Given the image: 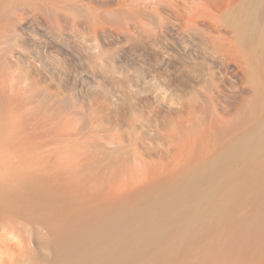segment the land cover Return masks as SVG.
<instances>
[{"label": "rangeland", "instance_id": "rangeland-1", "mask_svg": "<svg viewBox=\"0 0 264 264\" xmlns=\"http://www.w3.org/2000/svg\"><path fill=\"white\" fill-rule=\"evenodd\" d=\"M57 1L64 8L66 3L87 4L108 19L105 26L111 33L103 39L95 38L93 29L82 16H75L63 7H58L59 16L56 14L53 19L33 6L6 2V6L2 7H7L6 10L0 8L1 35L2 28L8 30L17 21L19 24L17 40L0 39V92L3 93V96L0 93V264H103L114 257V264H264V234L257 240L258 243L254 242V247H248L247 242L254 237L231 235L221 228L209 229L205 223L212 210L208 196L211 186L201 173L210 156L207 133L211 117L206 100L209 83L202 79L204 77L195 81L197 96L184 97L183 107L175 110L165 106L168 99L164 101L160 97V86L150 85L149 91L143 95L142 89L129 80L135 73L132 67L134 56L135 60L141 59V65L148 67L154 63L150 56L154 40H158L160 48L167 46L170 38L166 33L167 27L158 20H169L164 15L160 17L154 8L145 9L143 13L144 8L136 2L138 0ZM117 11H121L123 16L112 17ZM71 19V23H77V31L69 28ZM34 21L42 29H51V26H54L52 30L61 29L70 47L81 52L79 63L83 65V74L74 68H77L75 63L74 67L65 65L61 56H57V48L51 49L50 64H46L49 76L43 73L39 77L29 71L24 55L30 59L36 57L32 47L37 31ZM142 44L146 49L143 50ZM132 48L136 54L132 53L128 62L124 61L129 70L117 64L116 68L110 65L107 55L111 51L118 53ZM204 71L207 77L213 75L208 70ZM91 73L101 81L100 86L94 84ZM104 78L115 79L118 83L111 86L104 82ZM145 94L150 98L156 95L157 100L145 102L142 98L146 97ZM40 95H46L52 101L66 100L73 95L77 108H68L65 112L61 110L62 114L58 110H49V103L37 101ZM237 101L238 98L233 103ZM14 110H17L16 113ZM20 115L25 116L26 121ZM24 121L30 124H23ZM51 121L56 124L55 128L53 126L56 132L52 128L47 131L50 127L47 124ZM21 124L27 125L26 128L30 126L32 130L36 126L34 131L39 134L33 143L40 141H36L33 145L37 147H32L29 152L34 154L31 156L36 157L37 154V158H44L45 161L49 159L51 162L46 163L48 169L39 168L38 171L37 168L21 165V157H17V150L8 142L11 138L8 135L15 133L17 138L22 137ZM56 133L59 135L57 139L52 137L57 136ZM58 133L65 136L61 137ZM66 156L71 160L77 158L73 164H66L75 169L58 172L64 174L60 175L58 170H54L63 167L65 162L62 161L66 160ZM17 165L21 169H17ZM125 184L128 187H123ZM17 189L29 197H23ZM123 190L126 193L122 194ZM27 192L40 194L33 206L29 203L31 195ZM221 193L218 190L219 198ZM8 196L14 197V203ZM23 204L25 209L20 208ZM187 206L193 207L192 214L178 217L179 211ZM246 208L248 210H243L241 215L242 221L248 219L251 213V208ZM199 214H202L203 220L196 218ZM143 230L160 233L161 237L157 241H144L148 234L145 235Z\"/></svg>", "mask_w": 264, "mask_h": 264}, {"label": "bare ground", "instance_id": "bare-ground-1", "mask_svg": "<svg viewBox=\"0 0 264 264\" xmlns=\"http://www.w3.org/2000/svg\"><path fill=\"white\" fill-rule=\"evenodd\" d=\"M6 2L7 3L9 2V4L11 3L10 5L16 4L18 6L19 5L33 6L35 8L40 9L42 12L45 11L47 13L46 15H50L49 17L51 18L52 17L54 18L55 15L57 14L58 7H60L61 9L62 7L64 8V6L61 7L58 5L59 1L57 0H0V8L3 9V11L6 10L7 8V7L2 8L4 6V3ZM136 2L139 3L141 7L144 8L143 13L145 12V9L154 8L160 17L161 15H164L165 18L169 20L168 22H165L163 19L160 18V20H158V23L160 22L161 24L165 25V28L167 27L166 33L169 34L170 38L169 40H167L168 43H167V46L165 47H162V46L166 44V41L162 40L163 42H165V44L161 45L162 48H160V45L158 46V40L157 39H156L157 41L154 40V44H152V53L150 55L154 63L151 62L152 64H150V66L146 67V66L141 65L139 62L141 59L135 60L136 57L135 56L133 57V60L135 62L133 63L132 67H134L135 73H134V76L129 80L131 82L132 81L135 82L136 87H140V89H142L143 95L144 93H147L149 91L150 85L160 86L161 87L160 97H162V100L164 101H167L168 99V102H166L165 106L173 107L175 110H178L180 107H183L182 105H184L185 103H182V99L184 97L193 98V96L194 97L197 96V92L195 88V83H196L195 81H200L203 79L204 81L209 83V85L206 83L209 87V90L207 91L208 93L206 94V98H207L206 100L208 104L207 105L208 111L211 117L210 122H209L208 133H207L210 156L209 158H207L205 165L203 166V169L201 170V173H203V175L206 177L207 181L209 182L211 186V190L208 196L211 202L212 210L210 211V214L205 218V223L207 224L209 229H220L221 228L231 235L237 234L240 236H243V235L249 236L250 238L254 237L252 240L247 242L248 247L250 245L253 246L255 245L254 242L258 243L259 239L264 234V0H138ZM64 9L65 11L68 10V11H71L72 13H75L73 14L75 16L77 15L82 16V18L86 20V23H88L93 29L91 30L94 32L95 38L103 39L107 36H110L111 31L105 26L106 24L105 21H107L108 19L96 13L87 4H68L66 3ZM139 10L137 11L139 12ZM123 12L125 11L123 10ZM2 13H1V16H2ZM119 15L123 16L121 11L120 12L117 11L116 13H114L112 17L115 16L114 18H116V16L118 17ZM157 16L156 18L159 17ZM13 19H16V18L13 17ZM72 19L69 22V26H70L69 28L71 30L74 29L77 31L78 25L77 23H75V21L71 23V21H73ZM17 22H14L13 27L9 25L12 28L6 26L7 29L10 28L8 30L4 28V30L6 31H4L2 28L3 36L1 35V31H0V37H1L0 39L8 38L11 41L17 40L16 39L18 36L17 34L19 33V30H18L19 24H17ZM34 22L33 24L36 25L37 31L35 32L36 35L34 33V37L32 36L34 40L32 42L33 44L32 43L31 44L34 50L36 51V57L35 58L33 57L32 59H30L31 57L24 55V59L27 62L29 71L39 77L43 73H46L47 72L46 64L49 61V59H51V49L57 48L56 49L57 53L59 51V54L57 56H61V60L65 61V65L74 67V63H75L77 68L76 67L74 68L77 71L81 70L80 73H82L84 68L82 67L83 65L79 63L81 60L80 58L81 52H79L77 49H74V47H70L68 40L63 37V32L61 31V29L59 28L57 30H52L54 26H51L52 27L51 29H46V28L42 29L40 28V24H37L36 22L35 23ZM1 27H4V26H1ZM127 35H128V32H127ZM127 37L128 36L125 35V39ZM97 39H95L94 41H96ZM129 40H131V38ZM96 42L98 43V41ZM97 45H96V48H99L97 47ZM94 46L95 45H93L92 47L93 49H94ZM142 46L144 47L143 50L146 49L144 44H142ZM155 47L158 49H155ZM136 49H138V47ZM132 50L133 48L126 49L125 51H119L118 53L111 51L109 55H107L110 65L113 68H116V64H117L121 68L123 67L124 70H129L128 65H126L124 61L128 62V60L130 59V55H133L132 53H134L132 52ZM102 54L104 53L102 52ZM136 56H138V54ZM144 65H146V62ZM204 70H208L212 72L213 75L211 77H207L205 75ZM46 75L49 76L47 73ZM91 75L90 76L94 84H96L97 86H100L101 81L99 82V79H97L95 74L91 73ZM217 78L219 80H217ZM104 82H106V84L113 86L117 82V80L107 78L104 80ZM104 82H102V84ZM140 83H143V86H140ZM137 91L139 90L137 89ZM1 94L3 96V93ZM46 95L38 96L37 101L39 102L40 100L42 102L45 101L49 103L48 104L50 108L49 110H55V111L58 110L62 114L66 111L65 109L69 108L71 110H74L77 108L76 107L77 104L74 101L73 95L69 96L68 99L66 98V100L64 99L61 101H58V100L52 101L51 98L47 97ZM124 95L125 94H123V96ZM145 96L146 97L144 96L142 97L145 102L146 101L155 102L157 100L156 95L153 96L152 98L148 97L146 94ZM236 98H238V101L236 103H233ZM0 105H1V101H0ZM13 109H14V106H13ZM9 110L11 112V109ZM61 110L62 111L65 110V111L62 112ZM16 111L14 110L15 113ZM47 112H50V111H47ZM23 117L25 116H22L20 118H23ZM11 121L13 122V120ZM25 121L23 124H27V125L30 124V123H25ZM50 123L51 124L49 123L47 124V125H50V127L47 130L48 132L51 131V128L53 131V129L56 126V124L53 123L52 121ZM27 125L26 126L22 125V128L20 129L21 131L20 133L22 137L20 136L19 137L22 139H19V137L17 138L16 136H14L15 134L14 133L13 136L8 135L9 138L11 137L10 140L8 139V142L10 141V144L17 150L18 154L16 155L17 157L18 155L21 157L20 159V161L22 162L21 165L24 168H37L38 171H40L39 168L43 170L48 169L47 168L48 165L46 163L49 162V159L46 158V160L48 161H45L44 158H41V159L37 158L39 156V155L37 156V154H35L36 157L31 156L33 153L31 154L29 152L30 150L33 149L32 147H37L33 145L37 140L34 143L33 141L34 139H37L36 135H38L39 133L36 134L34 131L35 129H37L36 126H35V129L32 127L34 129L32 130V129H29L30 126H28L29 128H26ZM23 126L25 128H23ZM12 127H14V125ZM54 132H56V129H54ZM61 135L63 136L64 133H61L60 136ZM52 137H56L57 139L59 135L52 136ZM51 140H55V139L52 138ZM61 142H65V141H61ZM195 144H196L195 146H198L196 142ZM193 147H194V144H193ZM44 152L48 153L46 152V150ZM191 152H194V151H191ZM53 155L54 154H52L51 157H53ZM68 156H66V160L68 159V161L66 160L62 161V163L65 162L62 165L63 167L66 164L68 165L73 164L74 160L77 159V158H74L71 160L68 158ZM43 157H46V156H43ZM57 157L59 158V155H57ZM43 161H45V163ZM58 162L56 161L54 163L59 164ZM19 165H17L18 166L17 169H21V167L19 168ZM76 165H80V164L77 163ZM55 166H52L53 169H55L54 168ZM66 166L64 168L59 166L54 171L58 170L57 171L58 173V172H63V171L65 172V170L75 169V168H71L68 166L66 167ZM30 171L29 172L27 171V173L30 174ZM35 171H32V172L35 173ZM38 171H36V174H38ZM15 172L17 173V171ZM22 172L23 171H21V174ZM50 172H51V169H50ZM19 173H17V175ZM45 173L47 174V171ZM57 177L59 178V176ZM31 178L29 180H31ZM55 181L57 182V180ZM126 184L123 185V187L126 188L127 186ZM26 189L28 188H25V190ZM31 189H33V187ZM17 190L15 192H17ZM125 190L122 191V194L126 193L124 192ZM218 190H221L222 192L220 198L218 195ZM19 191L21 192V190L20 189L18 190V193L20 194ZM34 191H36V189ZM50 191L47 193H50ZM66 191H68L69 193V190H66ZM27 193L30 194L31 191L30 193L29 192ZM55 193H59V192H55ZM33 194L34 192L32 193V195L30 194L31 196L29 198L30 199L29 203L31 202L30 205L32 206H33L32 204L33 202H38L37 200L40 196V194H35V195ZM22 195L23 197L24 196L29 197V195L27 194L24 195V193ZM44 195L46 196L45 193ZM21 196H20V200L22 201L23 197ZM17 197L19 198V196ZM9 198H12L11 202L14 203V200H13L14 197L8 196V199ZM25 198L24 200L27 201V199ZM16 200L19 201V199L17 198ZM44 200H42V202H44ZM56 200H58V197ZM11 202H9L10 205H12ZM17 203L18 202H16V204ZM25 204H23L24 206L21 205L20 208L22 209L23 207H26ZM30 205L28 206L31 208ZM43 206L45 205L43 204ZM43 206L41 208H43ZM246 207L251 208L250 209L251 213L247 212L250 214L249 218L242 221L241 215L243 214L242 212H244L243 210L247 209ZM192 209L193 207H189V206L182 208L179 211L177 216L178 217L188 216L191 213ZM32 210H30L28 213H30ZM24 211H27V209ZM37 215L39 216V214ZM201 216L202 214H199L196 218L200 220L202 219ZM144 232L146 233L145 235L148 234V236L143 235L146 237V238L144 237L145 238L143 239L144 241L146 240L157 241L161 237L160 233H155L150 230H145ZM114 259L115 257L108 261L102 262V263L103 264H114L115 263Z\"/></svg>", "mask_w": 264, "mask_h": 264}]
</instances>
